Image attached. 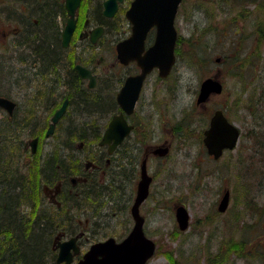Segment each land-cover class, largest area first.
<instances>
[{
  "label": "rangeland",
  "instance_id": "obj_1",
  "mask_svg": "<svg viewBox=\"0 0 264 264\" xmlns=\"http://www.w3.org/2000/svg\"><path fill=\"white\" fill-rule=\"evenodd\" d=\"M260 2L232 4L231 0H183L175 20L179 33L176 63L168 77L161 78L158 70H154L145 80L137 110L140 113L144 111V114L156 113L159 133L164 136L173 133L172 125L182 116L189 117L187 124L196 129L192 132L194 136L187 138L186 145L176 147L173 156L165 159L163 172L158 177L161 192H152L143 206L148 236L160 244L148 264H212L209 258L221 249L225 254L221 264H264V214L246 209L244 191L236 183L241 181L237 176L244 174V178L250 179L248 195L252 201L264 202V96L260 94L264 89V30H261L264 28V7L258 9ZM0 16V33L9 31L10 40L15 26L4 24V20H8L5 13ZM129 33V23L124 22L118 27L116 37L122 39ZM108 38L100 50L92 48L87 51L88 54L95 53V62L100 54L104 56L100 66L103 72L109 71L113 61V49ZM16 55L12 59H16ZM80 55L85 58V53ZM22 56L24 54L20 53V58ZM226 57L228 60H223ZM16 61V66L0 68V80L8 82L3 77L7 76L9 80V76L16 73L18 86L13 89L16 99H12L20 102V108L26 106L33 112L32 99L24 100L26 90L32 95L26 84L32 80L28 72L20 70L24 66L21 60L17 58ZM240 73H243L241 78L238 77ZM215 74L224 84L223 92L213 93L204 103L197 104L202 81ZM118 82L120 80L116 81V91ZM157 98L163 104V118L156 111L160 107L155 103ZM216 108L227 110L241 130L236 148L227 150L220 161L209 158L198 139ZM37 113H43V116L53 114L46 108L39 109ZM63 117L52 136L41 137L39 155H46L49 148L59 143L60 134L70 124V119ZM46 119L47 128L49 118ZM76 123L77 120L74 125ZM32 140V136L25 139L29 141V148ZM244 157L248 158L244 160ZM226 189L230 191L229 204L225 211L220 212L217 205ZM45 193L53 198L55 191L45 187ZM108 197L106 194L105 199H101L96 210L99 215L96 213L88 223L86 218L90 212L87 210L95 208L100 197L80 201L79 218L73 223L74 227H68L67 232L59 230L54 239L63 240L72 230L81 231L83 252L97 240L108 236L124 237L131 228L130 221V228H126L130 212L126 208L107 206ZM180 202L188 206L191 214L190 227L182 232L177 227L174 210V205ZM65 220L70 221L67 216ZM245 221L252 226L244 225ZM242 239L249 240L250 248L258 243L263 256L250 260L241 258L238 244ZM234 244L237 250H232ZM172 252L175 261L170 258ZM218 260L220 262V258Z\"/></svg>",
  "mask_w": 264,
  "mask_h": 264
},
{
  "label": "trees",
  "instance_id": "obj_2",
  "mask_svg": "<svg viewBox=\"0 0 264 264\" xmlns=\"http://www.w3.org/2000/svg\"><path fill=\"white\" fill-rule=\"evenodd\" d=\"M231 1L232 4L240 2L247 4L257 0ZM260 1L258 9L261 10L264 7V0ZM29 3L28 0H0V10L1 8L3 10L0 15L5 13V17L8 19L4 20V24H14L16 28L17 21L20 28L9 40L10 44L4 49L5 53L0 54V62L2 63V66L0 63V68L16 66L19 53H23L24 56L20 60L25 67L20 70L28 72L29 77H31L34 69L31 67L34 61L37 62L36 66H38L35 67V70L40 76L43 78L51 77L55 73L58 74V77L55 80L54 78L46 79L50 83H44L42 86L39 92L41 96L38 97L37 103L34 100L33 90L26 83L27 89L32 92V95L26 90L24 100L32 99L31 108L33 112L24 106V109L19 107L20 109L15 110L14 114L10 116L0 108V264H55L56 251L53 249L55 234L61 229L66 230L68 227H74L71 224L78 220L79 213L77 210L80 211V201H84L78 195L71 193L69 189L72 186L66 183L69 176L77 174L82 161L81 158L69 157L64 159L53 152L54 155L51 153L52 151H48L44 156L39 155L38 152L32 154L25 146L26 137L39 136L41 138L45 135V125L48 120L46 118L52 114L43 116L42 113L40 115L37 113L39 109L44 110L46 108L50 113H54L63 102L62 97L68 95L70 96V105L65 117L69 118L75 113L79 123L83 122L92 126L97 123V117L107 118L110 110L116 107L115 99L111 94L102 96L94 93L86 88L81 79H78L71 63L76 61L79 55L70 56V58H66L64 55L63 58L60 56L62 53L65 54V51L60 47L58 48L56 44L57 34L52 18L56 5L51 3L41 7L38 22L33 25L25 13V8H28ZM13 30L15 31V29ZM14 54L16 59H12ZM228 58L223 60H228ZM66 60L68 62L67 75H60V68ZM242 76L243 73H240L238 77L241 78ZM3 79H7L8 82L0 80V95L14 97L13 89L18 86L16 73L9 76V80L7 76ZM18 82L20 81L18 80ZM76 89L83 92L85 96L75 93ZM52 94L53 96L50 97ZM260 94L264 96V89ZM14 99L16 98L14 97ZM185 121L187 124V120ZM97 127L90 132L95 140L102 134L101 130H96ZM62 134L65 136H61ZM58 139L77 141L86 140L88 136L80 125H74V127L70 126L68 131L62 132ZM57 145H60V141ZM54 146L56 147V145ZM247 158L244 157V160ZM243 176L244 174L237 176L241 181H236V183L240 190L244 191L246 209L254 210L255 214H264V202L259 204L257 201L255 203L252 201L248 195L250 193V179ZM60 181L64 183V190L61 194L63 204L57 208L48 204L44 189L46 186L54 187ZM86 198L93 200L89 193ZM87 211L89 212V210ZM65 216L70 221L65 220ZM248 224V222H244V225L252 226V224ZM254 224L256 223L254 222ZM71 233L74 234L75 230H72ZM238 246L240 247L238 253L241 258L250 260V258L263 256L258 243L250 248L249 240L242 239ZM232 250H237L235 244ZM223 252L224 250L221 249V252L218 251L217 254L209 258L212 260V264H221L224 261L225 254ZM170 258L176 260L173 252ZM219 258L220 262H218Z\"/></svg>",
  "mask_w": 264,
  "mask_h": 264
},
{
  "label": "flooded vegetation",
  "instance_id": "obj_3",
  "mask_svg": "<svg viewBox=\"0 0 264 264\" xmlns=\"http://www.w3.org/2000/svg\"><path fill=\"white\" fill-rule=\"evenodd\" d=\"M106 1L107 0H80V4L76 8L75 15L73 16L74 24H75L74 29L69 40L66 43L63 38V33L65 31V28L67 27L68 20L70 18L69 9L67 6L68 0H28V2L30 3L28 5V8H25V13L29 21L32 22L33 25H35L38 22V18H39L38 14L40 13L41 7L51 3L56 5L52 17L53 24L55 27V32L57 34L56 44L58 48L60 47L63 51H65V54L62 53V55L60 56L63 58L64 55L66 58H70V56L79 55L77 57L78 59L74 62L72 61L71 63L75 73L78 76V79H81V81L84 83L86 88L93 91L94 93H97L99 95L101 94L102 96H108L107 94H111V96H113L115 99L116 107L110 110L109 112L110 114L107 118L97 117L96 118L97 123L92 126L91 124H84L83 122H81L78 125L82 127V130H85L87 132H92L98 125L97 127L98 129L96 130H101L102 133H104L112 117L114 115H118L121 113H124V116L128 124L132 126L131 131L125 137L123 142H121L118 146H116L112 150V152L109 151V145L100 144L103 134H101V136L98 137L93 142H91L90 139L77 140L78 142L72 140L62 141L61 144L63 147H65V151H61L59 153H57V151L55 152L58 157L68 159L69 157H73V154H70L68 152L70 150L73 151L75 155H78V157L80 156L82 159L77 174L69 176V180L66 182L69 186H72L69 189L71 190V193L78 195L81 198V200H83L84 198H86V195L88 193L90 194L89 190L91 188H95L97 190L95 192L97 194L95 195V193H93L91 196L92 199L94 198L97 199L98 197H100V199L99 201H97L95 208L91 207V211H89L90 212L89 217L86 218V222L88 223L91 218L93 220L96 213L97 216L99 215V212H97L96 210L98 209V206H100L101 199L104 200L105 195L108 194L109 197H108V203L106 204L107 206H109L110 208H117V209L126 208L125 210L130 212V216L127 215V219H126V222L128 223L126 228L128 229L130 228L129 221L131 224V228L129 230L130 232L134 225L132 206L137 196L138 186L142 176V167L145 166L146 172L148 176H150L151 180H150L148 195L140 205V213L144 217L143 229L145 234L148 236V232L146 229V217L142 211L143 206L152 195V192H156V193L161 192L160 182L158 181V177L163 172L165 159L168 160L173 156L176 147L182 148V145H186L188 143L187 138L190 136H194L192 132H195L196 129L195 127L189 126L185 123L186 122L185 120H189V117L182 116L181 118H178L176 122L172 125V127L174 128L173 133L170 132V134L167 136H164L163 134L159 133L156 127V123L159 121V119L155 118L156 113L150 112L148 114H144L145 113L144 111L143 113H140V111L137 110L139 99L143 94L142 93L144 89L143 86L146 79L144 80L139 98L136 101L133 112L130 114H126L123 111L121 105L117 101V94L129 76L133 74H138L140 72V68L137 60H133L125 63L121 59H119L118 50H117L118 43L123 41L132 34V25L130 24L129 20L126 17V12L130 8L133 0L118 1L117 9L114 12V14L111 16H108L105 13ZM124 22L129 23L130 33L127 37L120 39V37L119 38L116 37V31L118 30V27H120L121 24H123ZM13 29H15V31ZM13 29H12L13 32L11 33H15V32L17 33L20 30L17 21H16V28ZM7 34H9V31H5V30H3V32L0 33V54H4L5 53L4 49L10 44L9 37ZM155 36H156V27H153L149 30L147 34L144 51H146L154 43ZM106 37H109L108 42L110 43L113 49L112 50L113 61L110 63L109 71L103 72L100 69V66L103 65L104 56L100 54V57L95 62V57H96L95 53L90 52L88 54L87 51H90L92 48L100 50V47L102 45H105L104 40H106ZM150 41L152 42L149 43ZM82 53H85L84 59L80 55ZM18 58L20 59V56ZM63 63L64 64L60 68L59 74L60 75L63 74L65 76L67 75L68 72V68H67L68 62L66 60V62ZM36 64H37L36 61H34L33 64H31V67L34 69L32 70V75L30 77L32 81L30 82L29 80L28 84L30 85V89L33 90L34 100L37 103L38 97L41 96V93L39 92L42 86H44V83H50L49 81H46V79L54 78L55 80L58 77V74L53 73L51 77L48 76L43 78L38 74V71L35 70V67H38L36 66ZM78 65H81L82 67L90 71L91 75L95 79L93 85H90L91 83L90 77H83L80 74V71L77 68ZM24 67L25 65L23 66V68ZM154 70H158L157 72L159 77L166 78V77H162L159 74L158 68L157 69L154 68L153 70H151V72ZM118 74L120 77L118 76ZM119 80L120 83L118 82V85L120 87L118 86L116 91V81ZM52 96L53 94L50 97ZM69 97L70 96L68 95L62 97L63 101H65L66 99H68L69 101L67 105V110L70 105ZM155 103L157 104V107L160 104V107L156 111H158V113L161 115V118H163L164 113L162 111L163 104L161 105L162 103L161 99H158V101L155 100ZM197 104H201V103L197 102ZM67 110L65 114L67 113ZM214 112L215 110L211 113L208 125L201 131V134H199L200 137L198 139L201 145L205 147L209 158H212L216 161H220L225 156L224 153L229 149H225L224 153L219 158H215L212 154L208 152V148L206 147L204 142L205 131L210 127L211 119L212 116L214 115ZM224 113L228 118H230L228 116L227 110H224ZM192 142L194 143V140H192ZM38 145L39 142H37V149L35 150V152L39 149ZM162 149H166V152L165 153L161 152ZM49 152H51V150H49ZM63 184L64 183L60 181L56 185H54V187L48 186L50 190L55 191L53 198L46 195L49 205L56 206L57 208H60L62 206L63 202L61 200V194L64 190ZM226 191L227 189L225 190V192ZM181 204L187 206L186 204L181 202L176 203L174 205L175 217H176V207ZM217 209H218V205H217ZM84 211L86 212V209ZM190 222H189V227H190ZM176 223L179 231L181 232L186 231L189 228L188 227L185 230H181L177 218H176ZM71 226H73V224H71ZM129 232L121 239H119L116 236H108L105 239L109 237H114L117 241H120L123 238H125L129 234ZM73 236L78 237V238L76 237L77 238L76 242L80 246V252L74 255V262H76L83 257L85 251L83 252L81 251L83 245V242L81 241L82 239L81 231L75 232L74 235L72 236L65 235V237L67 238ZM118 236L121 237V235ZM86 238H88V236ZM105 239H101V240H105ZM101 240H97V241H101ZM154 241L156 242L157 245L156 251L158 252V247H160V244L158 241L156 240Z\"/></svg>",
  "mask_w": 264,
  "mask_h": 264
},
{
  "label": "water",
  "instance_id": "obj_4",
  "mask_svg": "<svg viewBox=\"0 0 264 264\" xmlns=\"http://www.w3.org/2000/svg\"><path fill=\"white\" fill-rule=\"evenodd\" d=\"M118 1L107 0L105 2V13L108 16L114 14ZM182 0H133L131 7L126 12V17L132 24V34L118 43V57L123 62L137 60L141 71L138 74L129 76L117 94V101L124 112H133L137 99L139 98L143 82L148 73L155 67L159 69V74L166 77L175 64V47L178 32L175 27V18ZM80 0H68L70 18L63 33L65 43L69 40L74 29L75 10L79 6ZM152 27H156L155 42L146 51L145 40ZM83 77H90L93 85L94 77L90 71L77 66ZM222 80L217 74L204 79L200 86L197 98L198 103H204L211 94L223 91ZM68 99L55 112L52 122L47 131V135L53 132L54 126L66 110ZM0 106L13 114L16 102L0 96ZM132 126L128 124L124 113L114 115L105 130L101 145L108 144L109 151L118 146L131 131ZM241 130L231 122L222 109H217L211 119L210 127L205 131L204 142L208 152L215 158H219L225 149H233L240 138ZM38 139H34L31 144L35 151ZM161 152L165 153L166 149ZM150 176L142 167V176L138 186L135 202L132 206L134 225L129 234L120 241L114 237L97 241L91 244L89 249L83 254L76 264H147L148 260L156 251V242L148 237L143 229L144 217L140 213V205L146 199L149 192ZM230 200V191L227 190L221 197L218 210L223 212L227 209ZM176 218L181 230L189 227L190 212L187 206L181 204L176 207ZM57 263L66 262L70 264L74 253H78L80 247L76 243V237L58 242Z\"/></svg>",
  "mask_w": 264,
  "mask_h": 264
},
{
  "label": "bare ground",
  "instance_id": "obj_5",
  "mask_svg": "<svg viewBox=\"0 0 264 264\" xmlns=\"http://www.w3.org/2000/svg\"><path fill=\"white\" fill-rule=\"evenodd\" d=\"M58 88H60V87H58ZM71 92H73L72 90H71ZM75 93H77L78 95H80V96H85L84 95V93L83 92H81L79 89H76L75 91H74ZM71 94H73V93H71ZM69 121H70V124L68 125V127L67 128H65V130L64 131H68V128L70 127V126H73L74 127V123H75V121L77 120V123H76V125H78L79 124V121H78V118H77V114H73V115H71V117H69ZM81 122V121H80ZM75 125V126H76ZM63 131V132H64ZM86 135L88 136V139H90L91 140V142H93V141H95V138H92V134L90 133V132H87L86 131ZM61 136H65V135H61ZM65 140H67V139H60L59 141H60V145H56V147L55 146H53V147H51V148H49V150L51 149V151L52 152H56L57 151V153H59V152H61V151H65V147H63V146H61V142L62 141H65ZM70 154H73V158H77L78 157V155H75V153L73 152V151H68ZM79 158V157H78ZM97 190L95 189V188H91L90 189V194L92 195L93 193H95Z\"/></svg>",
  "mask_w": 264,
  "mask_h": 264
}]
</instances>
